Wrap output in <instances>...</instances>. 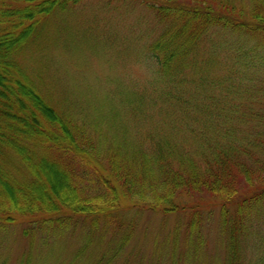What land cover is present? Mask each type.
<instances>
[{
	"label": "trees",
	"instance_id": "obj_1",
	"mask_svg": "<svg viewBox=\"0 0 264 264\" xmlns=\"http://www.w3.org/2000/svg\"><path fill=\"white\" fill-rule=\"evenodd\" d=\"M81 1L0 0V226L30 217L31 227L24 230L29 237L38 231L63 232L78 218L90 234L103 236L114 226L121 232L108 244H115L108 264L131 237L116 213L122 203L168 214L184 209L179 204L182 196L206 195L220 203V232L227 242L225 264H237L244 227L264 215V161L256 156L264 154L262 141H255L257 152L235 140L217 141L221 129L231 131V126L223 127L232 118L225 116L222 106L212 117L211 110L197 107L204 115L194 119L200 128L194 149L167 137L151 138L147 144L106 146L84 123L57 111L19 57L41 36L46 17ZM145 3L162 25L147 52L165 82L183 81L191 56L210 31L249 36L264 48V0H252L248 11L229 0ZM214 128L217 137L207 136ZM198 206L189 207L187 243L200 239ZM180 227L175 228L174 237L179 236ZM91 243L85 240L77 256Z\"/></svg>",
	"mask_w": 264,
	"mask_h": 264
},
{
	"label": "rangeland",
	"instance_id": "obj_2",
	"mask_svg": "<svg viewBox=\"0 0 264 264\" xmlns=\"http://www.w3.org/2000/svg\"><path fill=\"white\" fill-rule=\"evenodd\" d=\"M144 1L83 0L46 17L41 36L19 57L41 94L106 146L167 137L194 149L200 131L194 119L204 115L197 107L208 108L212 117L222 106L232 118L223 127L231 131L221 129L217 137L214 128L207 136L222 144L235 140L256 152L258 139L264 147V48L249 36L210 31L191 56L183 81L165 82L147 52L162 25ZM229 1L251 9L252 0ZM256 156L264 161V154ZM245 189L248 194L251 188ZM179 204L181 212L164 214L122 203L116 213L131 237L108 264H225L220 203L202 195L182 196ZM194 204L201 211L200 239L187 243L185 224ZM31 219L0 226V264H106L115 245L108 244L121 232L110 226L103 236L90 234L78 218L63 232L29 237L24 230ZM249 223L240 235L237 264H264V215ZM177 225L180 234L174 237ZM85 240L92 243L77 256Z\"/></svg>",
	"mask_w": 264,
	"mask_h": 264
}]
</instances>
